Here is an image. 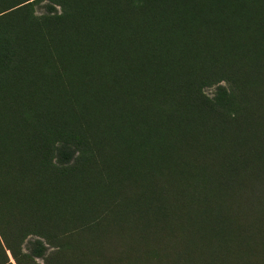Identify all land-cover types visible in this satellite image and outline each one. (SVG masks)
<instances>
[{
	"label": "rangeland",
	"instance_id": "rangeland-1",
	"mask_svg": "<svg viewBox=\"0 0 264 264\" xmlns=\"http://www.w3.org/2000/svg\"><path fill=\"white\" fill-rule=\"evenodd\" d=\"M255 11L0 0V264H264Z\"/></svg>",
	"mask_w": 264,
	"mask_h": 264
},
{
	"label": "trees",
	"instance_id": "trees-1",
	"mask_svg": "<svg viewBox=\"0 0 264 264\" xmlns=\"http://www.w3.org/2000/svg\"><path fill=\"white\" fill-rule=\"evenodd\" d=\"M237 2L238 3L240 2V3H243V4L247 3L250 7H254V9L255 8L257 9V11H255V12L258 13L259 11H261L262 13H264V4H263L264 0H237ZM236 7H237L236 10L239 12L238 4H237ZM241 7L242 6H240V8ZM224 93L225 92L222 91V94H219L217 96V98L214 99L213 103L211 102L213 106H217L218 107V106L222 105V102H224L225 97H227V95H225Z\"/></svg>",
	"mask_w": 264,
	"mask_h": 264
}]
</instances>
